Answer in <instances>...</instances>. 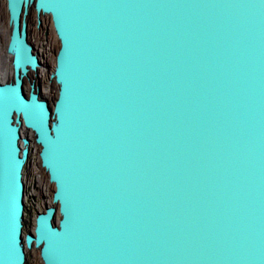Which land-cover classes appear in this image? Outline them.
<instances>
[{
    "label": "water",
    "instance_id": "95a60500",
    "mask_svg": "<svg viewBox=\"0 0 264 264\" xmlns=\"http://www.w3.org/2000/svg\"><path fill=\"white\" fill-rule=\"evenodd\" d=\"M3 1L0 264H264V0ZM30 8L52 104L24 89ZM33 143L54 190L24 235Z\"/></svg>",
    "mask_w": 264,
    "mask_h": 264
},
{
    "label": "bare ground",
    "instance_id": "6f19581e",
    "mask_svg": "<svg viewBox=\"0 0 264 264\" xmlns=\"http://www.w3.org/2000/svg\"><path fill=\"white\" fill-rule=\"evenodd\" d=\"M5 7V2L0 0V12L4 9V11H6V15L3 14L2 16H6L5 19H8L7 9H5ZM30 11V17H27L26 20L28 24L29 36L32 35L31 43L34 48V52L37 54L38 58L41 59L39 60L40 66L37 68V70L35 72L30 71L27 77L24 78V86L27 87V84L33 83L34 88H39L44 97L52 99L55 96L57 88L55 83L51 82L49 76L51 74L50 71L53 69L55 63L53 55L56 53V50L58 49L57 45L59 46V43L57 38H55L50 17L43 14H40V16L37 17L33 9L30 8L29 12ZM34 20H36L35 24L32 22ZM9 32V24L6 21L0 19V81L2 82L12 79V71L10 67L11 59L6 51ZM23 135L29 139H32V134L29 131L24 130ZM32 149L33 147L31 146V150ZM42 178L46 180L45 176ZM42 178L40 177L39 179H35V184H39L40 180L43 181ZM44 186L46 188L45 191H48L50 185L46 183ZM47 205L52 206V203L49 202Z\"/></svg>",
    "mask_w": 264,
    "mask_h": 264
},
{
    "label": "rangeland",
    "instance_id": "374dc122",
    "mask_svg": "<svg viewBox=\"0 0 264 264\" xmlns=\"http://www.w3.org/2000/svg\"><path fill=\"white\" fill-rule=\"evenodd\" d=\"M5 9H6V7H5ZM6 15V11H4V9L0 12V16H1V18L0 19H2V20H4V21H6L7 23H8V19H5V17L6 16H2V15ZM34 24H35V20L34 21H32ZM50 22V21H49ZM32 35H30L29 36V41H30V43H31V39H32V37H31ZM1 38H2V36H1ZM55 38H56V36H55ZM32 44V43H31ZM57 47H58V45H57ZM58 50V49H57ZM57 50H56V52H57ZM5 51V50H4ZM55 55H56V53L53 55L54 57V60H55ZM41 58H39V60H40ZM11 66V65H10ZM54 68V67H53ZM53 72V69H51V71H50V73H52ZM50 77V76H49ZM9 81H12V79H10V80H8V81H4V82H2V81H0V84L1 83H7V82H9ZM51 82H53V81H51ZM30 86H31V84H27V87H25L24 86V89H25V92L26 93H28L29 92V90H30ZM56 93H57V91L55 92V96H54V98H52V99H48V98H46V97H44L43 95H42V93L40 92V94H41V96L42 97H44L45 99H47V101L50 103V104H52L53 102H54V100H55V97H56ZM32 140V139H31ZM31 146L33 147V149L31 150V152H30V158H29V160H28V162H27V167H26V175H25V178H31V171H32V168H30L33 164H34V166H35V163L37 162L36 161V159H38V147L33 143V144H31ZM36 165H38L37 163H36ZM39 166V165H38ZM36 167V166H35ZM32 174H33V172H32ZM40 175V173H37V175L36 176H39ZM40 176H42V175H40ZM43 180H45V179H43ZM34 182H35V177H34ZM53 187L50 185V187H49V189H48V198H46V202H45V209L47 208V207H50L49 205H47V204H49V202H51V196H52V193H53ZM50 198V199H49ZM36 202H41V199H38ZM28 220L29 221H27V220H25L24 221V228H23V234L25 235V234H27V232H32L33 231V223H32V219H33V216L32 215H28ZM25 257H26V260H25V264H42L41 263V261H40V258H39V253H38V251L37 250H35V249H32V250H26L25 251Z\"/></svg>",
    "mask_w": 264,
    "mask_h": 264
},
{
    "label": "built area",
    "instance_id": "2783aa9c",
    "mask_svg": "<svg viewBox=\"0 0 264 264\" xmlns=\"http://www.w3.org/2000/svg\"><path fill=\"white\" fill-rule=\"evenodd\" d=\"M30 158V157H29ZM37 161V159H36ZM37 163V162H36ZM35 166L34 164L31 166L32 171H31V178H25L26 175V167L24 168V189H25V194H24V220H28V215H32L34 220V217L37 213H41L45 209V202L46 198H48V191H45V186L46 185V180H40L39 184H35L34 182V177L35 179H39L40 177L42 178L43 176L40 170L38 169V165ZM38 164V163H37ZM33 172V174H32ZM37 173H40L39 176H36ZM43 179V178H42ZM38 199H41V202H36Z\"/></svg>",
    "mask_w": 264,
    "mask_h": 264
},
{
    "label": "flooded vegetation",
    "instance_id": "af4514ba",
    "mask_svg": "<svg viewBox=\"0 0 264 264\" xmlns=\"http://www.w3.org/2000/svg\"><path fill=\"white\" fill-rule=\"evenodd\" d=\"M31 14V11L28 13V15H27V17H30L29 15ZM27 17H26V20H27ZM36 21V20H35ZM35 53V52H34ZM40 62V61H39ZM37 70V69H36ZM33 72H35V71H33ZM40 91V90H39ZM44 211H45V209H44ZM36 216V215H35ZM34 219H35V217H34ZM25 221V220H24ZM33 227H34V220H33Z\"/></svg>",
    "mask_w": 264,
    "mask_h": 264
}]
</instances>
